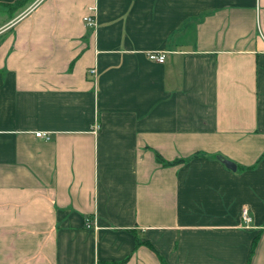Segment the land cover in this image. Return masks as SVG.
Instances as JSON below:
<instances>
[{
	"label": "crops",
	"instance_id": "0c3cea01",
	"mask_svg": "<svg viewBox=\"0 0 264 264\" xmlns=\"http://www.w3.org/2000/svg\"><path fill=\"white\" fill-rule=\"evenodd\" d=\"M32 2L0 0V264H264V0Z\"/></svg>",
	"mask_w": 264,
	"mask_h": 264
},
{
	"label": "built area",
	"instance_id": "2783aa9c",
	"mask_svg": "<svg viewBox=\"0 0 264 264\" xmlns=\"http://www.w3.org/2000/svg\"><path fill=\"white\" fill-rule=\"evenodd\" d=\"M40 1L41 0H33V2L29 6V8H27V10L36 6ZM83 19H84L85 24L87 26H89V27L94 26L95 19L93 18L91 13L85 14L83 16ZM147 56H148V58L155 60L157 62H163L165 60V53L161 50H149L147 52ZM98 127H99V124L95 123L93 125V131L96 132ZM34 134H35V136H38V137L48 138V133L44 132L42 130H37L34 132ZM241 215H242V219L245 222V224H249L251 222L252 216L246 207H244L242 209ZM84 223H85V226H87V227L95 226V218L92 215H86L85 219H84Z\"/></svg>",
	"mask_w": 264,
	"mask_h": 264
},
{
	"label": "water",
	"instance_id": "95a60500",
	"mask_svg": "<svg viewBox=\"0 0 264 264\" xmlns=\"http://www.w3.org/2000/svg\"><path fill=\"white\" fill-rule=\"evenodd\" d=\"M222 161H223L227 166H229V167H231V168H235V164H234V162H232V161H230V160H228V159H225V158H222Z\"/></svg>",
	"mask_w": 264,
	"mask_h": 264
}]
</instances>
